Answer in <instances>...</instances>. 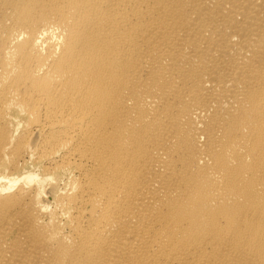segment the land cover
Returning a JSON list of instances; mask_svg holds the SVG:
<instances>
[{
	"label": "bare ground",
	"instance_id": "1",
	"mask_svg": "<svg viewBox=\"0 0 264 264\" xmlns=\"http://www.w3.org/2000/svg\"><path fill=\"white\" fill-rule=\"evenodd\" d=\"M0 264H264V0H0Z\"/></svg>",
	"mask_w": 264,
	"mask_h": 264
},
{
	"label": "rangeland",
	"instance_id": "2",
	"mask_svg": "<svg viewBox=\"0 0 264 264\" xmlns=\"http://www.w3.org/2000/svg\"><path fill=\"white\" fill-rule=\"evenodd\" d=\"M23 125H24V121L22 120V121L20 122V126H21V128L23 127Z\"/></svg>",
	"mask_w": 264,
	"mask_h": 264
}]
</instances>
